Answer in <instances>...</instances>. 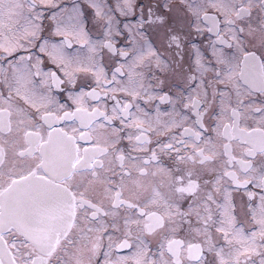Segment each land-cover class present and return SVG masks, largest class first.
<instances>
[{
    "label": "snow or ice",
    "instance_id": "6c2138e0",
    "mask_svg": "<svg viewBox=\"0 0 264 264\" xmlns=\"http://www.w3.org/2000/svg\"><path fill=\"white\" fill-rule=\"evenodd\" d=\"M0 61V264H264V0H0Z\"/></svg>",
    "mask_w": 264,
    "mask_h": 264
},
{
    "label": "flooded vegetation",
    "instance_id": "af4514ba",
    "mask_svg": "<svg viewBox=\"0 0 264 264\" xmlns=\"http://www.w3.org/2000/svg\"><path fill=\"white\" fill-rule=\"evenodd\" d=\"M70 2L71 0H64V3H67L69 4L70 6ZM102 2L105 4L106 7H111L113 9H115L117 7V5L119 3H122V0H102ZM142 2H146V0H142ZM85 7V10H86V16H87V19H88V22H91L93 23V18H92V10L87 8L86 5H84ZM49 14V12H45V15ZM117 20L119 21V26L120 28L123 30V25L125 23H129V22H132L135 20V17H123L121 15H119L118 12L114 13ZM44 24L45 25H48L49 24V21L45 20L44 21ZM47 27V26H46ZM100 32H101V29L99 28H92V37L93 39H97L99 38L100 36ZM125 34H126V30H125ZM42 35L49 39L50 42H58L60 40L59 37H55V36H51V29L50 28H45V31L42 33ZM119 40H123V37H120L118 38ZM192 39V43H195V44H201V41H202V38L200 37H196L195 35L191 38ZM206 43V42H205ZM119 46H126V45H123V44H118V47ZM157 46H159L157 44ZM78 45H73V47L71 49H68L69 52L71 53H75L77 50H78ZM33 52V55H37L39 54L38 51L36 49H33L32 50ZM20 54H24V53H20ZM41 55L42 59L45 61L44 65H42V67L45 68V70H53L55 71L56 70V67L54 64H52L48 58L46 56H44L43 54H39ZM115 59H118V58H113V60H109L108 57L106 56L105 57V60H104V63L106 64V70L109 71V75H110V71L112 68H114L116 65H115ZM0 63H3V61H0ZM6 67V65H5ZM175 81L170 77L169 80L167 81V84H171L173 86V90L175 91L176 88H175ZM181 86L182 83H181ZM91 87H95V84L93 83V81L91 80L90 77H84L83 75H81L78 79H77V85H76V88L75 89H72L70 86H68L67 84L65 85H62L60 89H53V95L58 99L60 100V102L62 103H70V101L67 100V96H68V92L69 91H77L79 90L80 88H83L85 91L89 90ZM167 87H165L164 91H167ZM98 92H101V89H97ZM162 94V93H161ZM118 95H122V94H118ZM114 102L111 100V99H108L107 97H104L102 92H101V100L99 102H94V101H90V104L92 106H100L101 109L103 110L104 106L107 105L108 107V110L110 111L111 110V106ZM159 105L160 107V110L163 112V111H167L170 109V105H168L167 103H160L159 101H153L151 104H148V105H144L143 103L141 104L142 107H145L147 110L151 111L153 114L155 112V105ZM252 121H249V123H251ZM118 123V122H117ZM60 126H65V125H60ZM156 137H153V140L155 141ZM159 139L161 140H166L167 137H160ZM127 144V141H124L122 142V146L126 145ZM249 190H252V191H257L256 189L252 188L251 186H249ZM242 195V192H234V197H235V201L237 203L238 206H242L243 204H246L247 203V198L246 196L244 197V200L242 201L240 199ZM238 212H239V208H238ZM239 219H244L243 215L240 214L238 216ZM246 228H249L251 227L250 225H245ZM105 244H107V240H105ZM106 249H102V251H104ZM131 250H122V251H118V252H115V255L116 256H122V255H128L130 253ZM101 260H102V257H101Z\"/></svg>",
    "mask_w": 264,
    "mask_h": 264
},
{
    "label": "rangeland",
    "instance_id": "374dc122",
    "mask_svg": "<svg viewBox=\"0 0 264 264\" xmlns=\"http://www.w3.org/2000/svg\"><path fill=\"white\" fill-rule=\"evenodd\" d=\"M48 15V14H47ZM50 23V22H49ZM88 24H89V27L90 28H99V27H93V23H91V22H88ZM47 25H45V28H48V27H46Z\"/></svg>",
    "mask_w": 264,
    "mask_h": 264
}]
</instances>
